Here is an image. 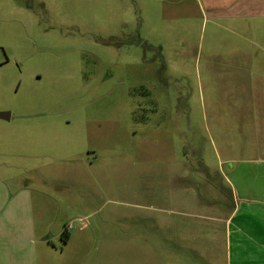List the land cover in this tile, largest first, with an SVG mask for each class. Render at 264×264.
<instances>
[{
    "label": "rangeland",
    "instance_id": "rangeland-1",
    "mask_svg": "<svg viewBox=\"0 0 264 264\" xmlns=\"http://www.w3.org/2000/svg\"><path fill=\"white\" fill-rule=\"evenodd\" d=\"M232 29L193 0H0V133H26L0 176L41 177L45 264H225L195 214L229 210L232 98L264 59Z\"/></svg>",
    "mask_w": 264,
    "mask_h": 264
},
{
    "label": "crops",
    "instance_id": "crops-1",
    "mask_svg": "<svg viewBox=\"0 0 264 264\" xmlns=\"http://www.w3.org/2000/svg\"><path fill=\"white\" fill-rule=\"evenodd\" d=\"M193 1L201 8L206 7L219 26L232 27L238 36L244 32V37L259 36L264 40V0ZM262 44L263 48L264 42ZM250 54L256 56L258 53ZM251 59L253 62L246 67L249 74L245 83L236 85L237 91L232 98L238 104L237 117L233 121L240 134L235 133L221 146L227 152L222 159L226 166L222 176L227 185L229 210L222 213L220 207L213 205L212 213L195 214L202 222H210L209 227L213 224L211 230H215L216 225L224 230L225 264H264V59ZM0 112L8 114L7 118L0 119H13L10 111ZM33 121L43 124L41 120ZM41 126L35 131L43 136ZM21 132L13 128L0 135L12 148L18 143L16 147H23L26 133ZM40 178L14 173L0 176V264H45L48 260L42 253L47 247L45 244L50 245L43 223L46 224L44 218L52 208L45 206V198L34 196L33 191L43 193L37 185ZM204 209L207 207L201 210ZM204 244L210 246L208 242Z\"/></svg>",
    "mask_w": 264,
    "mask_h": 264
},
{
    "label": "trees",
    "instance_id": "trees-1",
    "mask_svg": "<svg viewBox=\"0 0 264 264\" xmlns=\"http://www.w3.org/2000/svg\"><path fill=\"white\" fill-rule=\"evenodd\" d=\"M62 236L65 237V239H67L68 237H70V232L68 231L67 228H64L62 231Z\"/></svg>",
    "mask_w": 264,
    "mask_h": 264
},
{
    "label": "water",
    "instance_id": "water-1",
    "mask_svg": "<svg viewBox=\"0 0 264 264\" xmlns=\"http://www.w3.org/2000/svg\"><path fill=\"white\" fill-rule=\"evenodd\" d=\"M8 114H5L4 112H0V117H2V118H7L8 116H7Z\"/></svg>",
    "mask_w": 264,
    "mask_h": 264
}]
</instances>
